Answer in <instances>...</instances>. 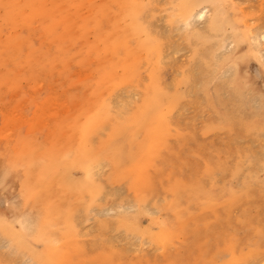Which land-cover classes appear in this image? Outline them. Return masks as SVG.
Instances as JSON below:
<instances>
[{
	"label": "rangeland",
	"instance_id": "1",
	"mask_svg": "<svg viewBox=\"0 0 264 264\" xmlns=\"http://www.w3.org/2000/svg\"><path fill=\"white\" fill-rule=\"evenodd\" d=\"M38 263L264 264V0H0V264Z\"/></svg>",
	"mask_w": 264,
	"mask_h": 264
},
{
	"label": "bare ground",
	"instance_id": "2",
	"mask_svg": "<svg viewBox=\"0 0 264 264\" xmlns=\"http://www.w3.org/2000/svg\"><path fill=\"white\" fill-rule=\"evenodd\" d=\"M207 7V6H206ZM205 7V8H206ZM191 9V8H190ZM201 9V8H200ZM189 12V11H188ZM209 13V10L208 9H201L200 11H198L197 13H195L196 14V16L198 17V18H200V19H205V17L207 16V14ZM194 14V15H195ZM135 17V16H134ZM193 17H191V19H192ZM207 18V17H206ZM194 21H195V19H194ZM208 22V21H207ZM256 34V33H255ZM252 37H254V38H256V36L254 35V36H252ZM78 158V164L80 165V166H82V167H84L85 169H86V171L90 174L91 173V171H92V166H91V162H90V160L88 159L87 160V158H86V156H85V158H83L82 156H79V157H77ZM75 159V158H74ZM60 161V160H59ZM76 161V160H75ZM61 163H62V166H63V168L64 169H66L67 167H70V164H69V162H67V163H64L63 164V162L61 161ZM73 164H75L74 162H72ZM64 171H66V170H64ZM62 177V176H61ZM68 179V178H67ZM64 181L66 180V178H64L63 179ZM75 183V182H74ZM73 183V184H74ZM67 213V212H66ZM44 220H46V218H44ZM6 226V225H5ZM3 232V231H2ZM50 259V258H49ZM52 260V259H51ZM41 263V262H40ZM39 264V263H38Z\"/></svg>",
	"mask_w": 264,
	"mask_h": 264
}]
</instances>
